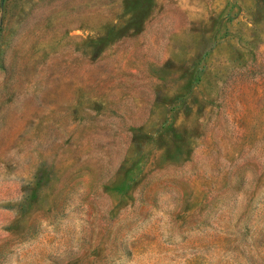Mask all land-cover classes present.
I'll list each match as a JSON object with an SVG mask.
<instances>
[{"label":"rangeland","instance_id":"374dc122","mask_svg":"<svg viewBox=\"0 0 264 264\" xmlns=\"http://www.w3.org/2000/svg\"><path fill=\"white\" fill-rule=\"evenodd\" d=\"M0 264H264V0H0Z\"/></svg>","mask_w":264,"mask_h":264}]
</instances>
